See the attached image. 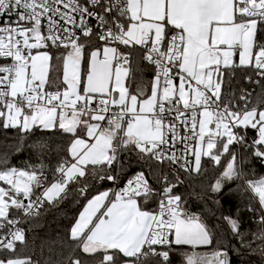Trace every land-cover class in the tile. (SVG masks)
Masks as SVG:
<instances>
[{
	"label": "snow or ice",
	"instance_id": "obj_1",
	"mask_svg": "<svg viewBox=\"0 0 264 264\" xmlns=\"http://www.w3.org/2000/svg\"><path fill=\"white\" fill-rule=\"evenodd\" d=\"M89 19L99 22L96 36L105 46L91 52L81 89L85 46L76 29L91 37ZM259 34H264V0H0V60L11 61L0 64L2 126L22 132L59 129L74 137L69 148L73 162L59 166V178L39 196L34 189L42 187L43 177L36 170H0V181L8 186H0V249L15 252L16 243L25 241L24 231L16 227L20 220L10 217V210L38 215L40 206L57 201L90 165L111 167L125 149L199 172L202 157L219 164L231 145L243 141L234 128L251 126L259 132L254 156L264 162V110L249 109L242 96L244 109L233 111L231 101L222 99L220 72L221 66L233 65L239 51V65L252 66L264 77V35ZM49 45L70 48L63 58V90H45L53 58L40 49ZM119 45L139 46L144 60L157 69L148 98L139 100L125 86L131 53L120 52ZM94 102L97 107H91ZM181 129L190 135H181ZM78 130L85 135L78 136ZM177 143L184 144L180 156L168 151ZM241 176L232 155L221 180ZM221 180L214 190L221 188ZM164 184L157 191L139 173L113 199L107 191L95 196L72 226L71 239L84 253L100 254V264H137L148 256L161 257L166 264L169 251L153 246L211 244L206 226L180 207L181 197L173 193L176 185L167 177ZM247 184L258 198L264 223V179ZM161 195L158 211L142 207ZM229 222L238 233V222ZM0 264L33 262L6 256ZM187 264H229V259L225 251L210 257L194 253Z\"/></svg>",
	"mask_w": 264,
	"mask_h": 264
},
{
	"label": "trees",
	"instance_id": "obj_2",
	"mask_svg": "<svg viewBox=\"0 0 264 264\" xmlns=\"http://www.w3.org/2000/svg\"><path fill=\"white\" fill-rule=\"evenodd\" d=\"M87 40L90 41L83 42V78L89 51L103 47L99 40ZM122 49L131 53L127 77L129 93H136L140 99L147 98L156 68L144 60V50L139 46H122ZM47 50L53 59L46 86L49 89L61 90V63L66 49L49 46ZM221 74L224 81L222 99L231 101L233 111L244 109L245 100L241 99L242 96L247 98L249 109L256 107L258 110H264V77L252 66L234 64L232 67L223 68ZM2 124L0 120V170L11 167L34 169L47 174L48 181L52 182L58 177L57 169L60 164L63 161H71L69 147L74 139L72 134L59 129L41 128L22 132L19 128L5 129ZM248 129L249 127L235 128V133H241L243 141L231 145L229 153L221 156L219 164L207 156L202 157L199 172L177 169L170 162H158L132 148L120 151L118 161L111 167L94 168L90 165L84 177L70 183L63 198L55 202H45L39 208L38 215L22 216V213L10 210V217H22L25 241L17 243L15 252L0 249V258H30L33 264H71L75 259H79L81 264H100L101 255L84 253L77 246L78 242L71 239L70 230L83 205L94 195L108 191L111 200L113 194L119 192L135 173H144L149 184L157 191L165 186L164 177H167L170 184L176 185L173 193L181 197L180 205L190 215L201 219L211 235L212 243L204 249L227 252L229 264H264V223L260 219L261 211L256 196L247 187V181L264 177V162L254 156L258 147L255 143L258 141V135L257 139L253 140L247 133ZM77 135L83 136L84 132L78 130ZM232 153L236 156L237 169L242 172V176L224 184L218 192L214 191V185L221 178L228 163L226 159ZM108 175L115 179H101ZM5 185L0 181V186ZM160 199H163V195L154 196L147 204H142V207L156 211ZM229 219L238 222V233L232 229ZM153 247L157 251H169L166 264H187L185 252L194 250L188 245L175 244H172L171 248L168 245ZM161 259L158 256H148L141 258L137 264H161Z\"/></svg>",
	"mask_w": 264,
	"mask_h": 264
},
{
	"label": "built area",
	"instance_id": "obj_3",
	"mask_svg": "<svg viewBox=\"0 0 264 264\" xmlns=\"http://www.w3.org/2000/svg\"><path fill=\"white\" fill-rule=\"evenodd\" d=\"M57 19H59V18H57ZM61 23H63L62 21H61ZM88 23H89V25H91L92 27H93V35L91 36V37H84L81 33H80V31H79V29H76V32H77V35H79L80 36V40H79V42L80 43H82V44H84L82 41L83 40H87L88 38H93V39H95V40H98L97 39V36H96V33L100 30L99 29V27H98V25H99V22L98 21H96V20H93V19H89L88 20ZM45 25H46V22H44V23H42V31H45ZM102 42V44H103V46L105 45V42H103V41H101ZM49 46H51V45H49ZM112 46H115V45H112ZM122 46L123 45H119V51L120 52H124V53H127L126 51H124V49H122ZM55 47V46H54ZM33 52H34V50H33ZM1 61V63L0 64H8V63H10L11 61H10V58H4V59H2V60H0ZM130 62H131V59H130ZM127 67H129V65H127ZM156 73H157V69H156ZM156 73H155V75H156ZM45 90L46 91H57V90H55V89H49L48 87H45ZM62 90V89H61ZM99 99V97H97V100ZM167 106V105H166ZM91 107H97V103L96 102H94L92 105H91ZM117 111V109L115 108V107H113V109H112V112L113 113H115ZM233 131L235 132V128L233 129ZM181 135H190V133H188V131H187V129H181V133H180ZM237 135H239L238 133H236ZM185 143H188V141H185ZM192 143H195L194 141L192 142ZM240 144V143H239ZM168 151H170V152H175L176 154H177V156H180L181 155V153L184 151V144H181V143H177L176 145H175V147H169V149H168ZM187 160H189V161H191V160H193L194 158H193V156L191 155V152H189L188 154H187ZM164 161H167V160H164ZM167 162H169V161H167ZM65 163H69L70 164V162H68V161H63L61 164H60V166L62 165V164H65ZM181 164H183L184 163V161L182 160L181 162H180ZM172 164V163H171ZM177 169L179 168V169H181V170H184V171H190V170H187L186 168H181L180 167V165H178V164H173ZM21 169V168H20ZM38 173V175H41L42 177H43V179H42V187H40V188H36V189H34V193H35V195L36 196H39V195H41L42 193H43V191L45 190V188L46 187H49V181H48V176H47V174H45V173H40V172H37ZM137 174H139V173H135V175L133 176V177H131L130 178V180H134L135 179V177L137 176ZM59 175L60 174H58V177H57V179L59 178ZM129 180V181H130ZM75 181H77V180H75ZM70 185V184H69ZM69 185H68V188L66 189V191H65V193H63L62 195H61V197L60 198H63L64 197V194H66L67 192H68V190H69ZM128 186V182L124 185V186H122L121 187V190L122 189H124L125 187H127ZM120 190V191H121ZM25 203H27V200H25ZM158 205H159V203H158ZM41 207V206H40ZM39 207V208H40ZM158 207V206H157ZM180 207L184 210V212L185 213H187V214H189L181 205H180ZM156 211H158V209L156 210ZM23 214V213H22ZM22 216H25V215H22ZM12 217H14V218H16V219H18V220H20V223L18 224V225H16V227H19V228H21L22 230H23V225H21V223H22V217L21 216H12ZM5 231H7V230H5ZM170 239H172V237H170ZM18 243V242H17ZM17 243H16V245H17ZM160 246V245H159Z\"/></svg>",
	"mask_w": 264,
	"mask_h": 264
},
{
	"label": "crops",
	"instance_id": "obj_4",
	"mask_svg": "<svg viewBox=\"0 0 264 264\" xmlns=\"http://www.w3.org/2000/svg\"><path fill=\"white\" fill-rule=\"evenodd\" d=\"M105 46V45H104ZM103 46V47H104ZM103 47H100V48H93L92 50H90L89 52V56H88V58L90 57V55H91V52L92 51H95L96 49H102ZM40 51H48L49 53H50V51L49 50H45V49H41ZM68 51H70V48L69 49H66V53H65V55L67 54V52ZM34 53H35V51H34ZM85 53V52H84ZM237 53H238V59H239V51H237ZM50 55L52 56V54L50 53ZM64 55V56H65ZM64 58V57H63ZM234 60H235V56H234ZM88 61V60H87ZM234 64H235V62H234ZM233 64V65H234ZM232 65V66H233ZM239 65V64H238ZM63 66V60H62V63H61V67ZM86 66H87V64H86ZM231 66V67H232ZM83 68H84V66H83V63H82V72H83ZM222 69H223V67L221 66V68H220V72L222 71ZM82 74V73H81ZM154 79H155V75H154V77H153ZM154 79H153V82H152V86H153V83H154ZM60 81H61V85H62V90L64 89V88H66V85L62 82V68H61V77H60ZM125 86L127 87V78H126V80H125ZM152 86H151V88H152ZM47 87V86H46ZM81 89H83L84 88V83H83V77H82V83H81ZM150 93H151V91H150ZM130 94H132V93H130ZM114 95H116V96H118L119 94L118 93H114ZM132 95H137L136 93H133ZM150 96V94L147 96V98ZM138 99L139 100H143V99H146V98H143V99H140L139 97H138ZM106 122V121H105ZM104 122V124H106ZM103 126V125H102ZM250 129H252V130H257V129H254V128H250ZM257 133V132H256ZM85 135V134H84ZM83 135V136H84ZM83 136H81V137H83ZM259 140V139H258ZM70 148V147H69ZM73 161H72V159H71V161H70V163H72ZM51 185V184H50ZM2 187H8L7 185H5V186H2ZM108 192V191H107ZM101 193H103V192H101ZM101 193H98L97 195H99V194H101ZM97 195H94L93 196V198L95 197V196H97ZM110 195V194H109ZM93 198H91V199H89L84 205H83V207L81 208L82 210L80 211V213H79V215L81 214V212H83V210H84V208L87 206V204H88V202L90 201V200H92ZM108 199H109V197H108ZM105 204H107V201H105ZM104 211V208H101L100 209V212H98L97 213V216H99L100 215V213H102ZM190 215V214H189ZM78 218H79V216L77 217V219H76V221L78 220ZM75 221V222H76ZM201 222H202V220H200ZM203 223V222H202ZM173 239V238H172ZM188 246H190V247H192L193 249L195 248V249H204L205 247H207L208 246V244L207 245H200V246H196V247H193V246H191V245H188Z\"/></svg>",
	"mask_w": 264,
	"mask_h": 264
},
{
	"label": "rangeland",
	"instance_id": "obj_5",
	"mask_svg": "<svg viewBox=\"0 0 264 264\" xmlns=\"http://www.w3.org/2000/svg\"><path fill=\"white\" fill-rule=\"evenodd\" d=\"M88 41H90V40H83L82 42H86V43H88ZM233 60H234V57H233ZM238 62H239V59H238ZM234 64V63H233ZM248 128V127H247ZM249 128H252L251 126H249ZM256 132H257V135H258V139H259V132H258V130H256ZM241 134V133H240ZM239 134V136H241ZM214 150L215 149H213V152H214ZM233 155V153L226 159V161L227 162H229V160L231 159V156ZM204 157H206V156H204ZM236 166H237V163H236ZM225 169V168H224ZM224 171V170H223ZM133 177V176H132ZM235 179V178H234ZM234 179H232V180H234ZM259 179H264V177H261V178H259L258 177V179H256L255 181H257V180H259ZM57 179H55L54 181H52V182H50L49 181V186H50V184H52L53 182H55ZM219 180H221V178L219 179ZM232 180H221V185L223 186L224 184H226V183H229V182H231ZM216 184V183H215ZM221 186V187H222ZM247 187H248V184H247ZM213 189H215V185H214V188ZM221 189V188H220ZM219 189V190H220ZM219 190H214V191H219ZM250 190V189H249ZM255 195V194H254ZM256 198V200L258 201V198L257 197H255ZM262 214V213H261ZM201 220V219H200ZM203 222V221H202ZM203 224L205 225V223L203 222ZM206 226V225H205ZM207 228V227H206ZM216 250H210V249H208V250H206V249H195L194 248V250H192V251H186L185 252V254L188 256V255H192V254H197L198 256H208V257H210L211 256V254L213 253V252H215ZM186 263H187V257H186Z\"/></svg>",
	"mask_w": 264,
	"mask_h": 264
},
{
	"label": "water",
	"instance_id": "obj_6",
	"mask_svg": "<svg viewBox=\"0 0 264 264\" xmlns=\"http://www.w3.org/2000/svg\"><path fill=\"white\" fill-rule=\"evenodd\" d=\"M234 62H235V65H238L239 64V62H238V53L235 55ZM247 133H249V135L252 137L253 140H256L257 139V133H256L255 130H252V129L249 128L247 130Z\"/></svg>",
	"mask_w": 264,
	"mask_h": 264
}]
</instances>
